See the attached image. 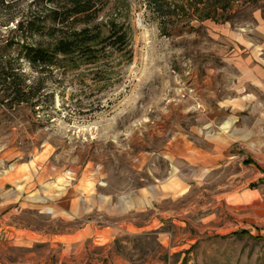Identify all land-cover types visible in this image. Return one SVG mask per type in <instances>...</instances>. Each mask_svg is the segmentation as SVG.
Listing matches in <instances>:
<instances>
[{
  "label": "rangeland",
  "instance_id": "374dc122",
  "mask_svg": "<svg viewBox=\"0 0 264 264\" xmlns=\"http://www.w3.org/2000/svg\"><path fill=\"white\" fill-rule=\"evenodd\" d=\"M102 1L101 15L118 9L131 30L132 60L111 79L97 81L90 67L37 73L17 45L5 58L0 43V69L10 60L31 88L29 102L16 104L0 86V141L13 140L25 160L48 151L87 203L94 185L113 203L129 194L150 203L144 213L87 210L55 221L53 230L124 222L155 228L162 241L153 231L126 236L132 264H264V96L242 89L238 70L249 55L244 44L257 41L251 30L254 14L264 20V0H237L218 21L179 18L170 36L160 33L147 0ZM7 3L0 35L16 37V22L42 2Z\"/></svg>",
  "mask_w": 264,
  "mask_h": 264
},
{
  "label": "crops",
  "instance_id": "0c3cea01",
  "mask_svg": "<svg viewBox=\"0 0 264 264\" xmlns=\"http://www.w3.org/2000/svg\"><path fill=\"white\" fill-rule=\"evenodd\" d=\"M254 18L257 23L251 31L257 41L244 44L249 55L238 60L239 80L242 89L252 88L254 94L264 96V20L256 14ZM24 157L13 140L0 141V264H132L125 257L132 248L127 235L142 239L153 231L157 242L163 240L155 228L125 222L109 228L88 223L75 230L54 231L55 221L80 219L87 210L144 213L150 203L134 194L113 203L98 193L96 185L87 203L81 189L75 188L77 183L53 167L48 151L33 153L28 160ZM62 175L65 185L59 187L57 179ZM32 217L45 225H34Z\"/></svg>",
  "mask_w": 264,
  "mask_h": 264
},
{
  "label": "trees",
  "instance_id": "16d2710c",
  "mask_svg": "<svg viewBox=\"0 0 264 264\" xmlns=\"http://www.w3.org/2000/svg\"><path fill=\"white\" fill-rule=\"evenodd\" d=\"M39 1L42 2L40 11H33L27 18L16 22L14 29L18 36L13 37V31L7 34V38L0 35V43L4 44L2 51L7 53L13 45H17L18 56L37 73L77 71L90 67L94 74H100L101 78L97 81L113 78L119 73L120 65L131 62V30L125 19L120 20V10H114L104 17L101 15L102 0ZM175 1L147 0V7L157 17L160 33L164 36H170L169 29L179 18L188 22L194 16V20L200 22L218 21L223 17L219 11H227L231 4L237 2L185 0L187 5L184 7L178 2L171 3ZM243 1L244 5L250 4L249 0ZM4 5H9L7 0H0V7ZM125 7L124 10H127L128 7ZM4 55L5 58L9 56L8 53ZM7 61V66L0 69V86L4 97L11 103H28L31 88L25 85L15 65ZM250 163V160L246 161V164ZM243 233L246 232L240 231L235 235Z\"/></svg>",
  "mask_w": 264,
  "mask_h": 264
},
{
  "label": "bare ground",
  "instance_id": "6f19581e",
  "mask_svg": "<svg viewBox=\"0 0 264 264\" xmlns=\"http://www.w3.org/2000/svg\"><path fill=\"white\" fill-rule=\"evenodd\" d=\"M226 124H224L223 126L225 127ZM163 192L168 195L169 193H171V189L169 186L163 187ZM174 195V194H173Z\"/></svg>",
  "mask_w": 264,
  "mask_h": 264
}]
</instances>
